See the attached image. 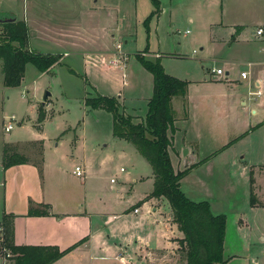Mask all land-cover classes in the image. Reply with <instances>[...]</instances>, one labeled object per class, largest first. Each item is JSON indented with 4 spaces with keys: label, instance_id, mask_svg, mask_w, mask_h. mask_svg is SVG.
I'll use <instances>...</instances> for the list:
<instances>
[{
    "label": "rangeland",
    "instance_id": "1",
    "mask_svg": "<svg viewBox=\"0 0 264 264\" xmlns=\"http://www.w3.org/2000/svg\"><path fill=\"white\" fill-rule=\"evenodd\" d=\"M165 7L161 16L151 17L148 26L145 20L149 16L143 18V11L134 14L125 6L127 14L121 9L113 14L107 29L114 34L111 60L122 59L116 66L102 63L93 67L89 58L94 55L73 54L51 71L42 72L29 63L22 85L8 88L3 84L0 60V223L5 214L13 216L14 225L18 219L21 241L41 233L40 222L26 225L29 215L21 212L29 208L30 199H42L52 204L55 217L67 214L62 230L72 240L58 244L62 249L88 237L52 264H142L140 257L145 258L148 251L172 247L175 227L168 221L170 204L154 202L158 209L153 211L150 199L142 202L154 189L150 178L137 182L134 189L130 186L133 177L151 176V165L136 147L113 135L110 112L85 102L96 94H121L126 113L144 116L153 77L138 56L160 59L167 73L190 83L186 99L191 120L176 123L181 132L174 138L172 163L176 171L186 170L184 149L188 146H199L202 157L210 155L207 164L201 166L203 160L189 167L186 176L192 174L183 186L192 200H208L215 214H226L225 259L235 252L243 255L227 264H264V206L253 207L250 202L253 195L256 204H264V171L252 174L250 169L264 165V115H251L243 105V97L249 99V92L257 88L255 80L263 68L264 35L259 37L253 31L264 21V0H167ZM14 12L25 21L23 4L18 3ZM88 19L87 12L82 14L81 26L93 38L96 29ZM237 20L247 24L248 30L235 38L220 27H211ZM39 48L34 49L40 52ZM213 67H221L225 74L215 76ZM256 68L253 79L241 78L242 71L252 74ZM47 91L52 96L44 105ZM183 99L175 98L176 117L184 114ZM13 115L14 127L6 131ZM31 140L44 142L42 155L41 145L30 144ZM13 143L30 162L5 171L3 150ZM34 162L42 163L43 173ZM77 166L85 169L84 177L74 172ZM198 185L202 191L194 190ZM138 204L141 209L137 212L133 208ZM163 251L158 250L143 264H184L183 252L164 256ZM4 261L0 256V264Z\"/></svg>",
    "mask_w": 264,
    "mask_h": 264
},
{
    "label": "trees",
    "instance_id": "2",
    "mask_svg": "<svg viewBox=\"0 0 264 264\" xmlns=\"http://www.w3.org/2000/svg\"><path fill=\"white\" fill-rule=\"evenodd\" d=\"M153 15L161 14V1L152 0ZM28 26L25 21L17 20L10 23H0V60L3 69V84L5 87H19L26 74V66L32 63L42 72L51 69L61 59L60 55L44 54L29 47ZM241 28H237V33ZM235 38V36H233ZM138 59L142 66L153 75V93L148 99V111L145 119L135 121L123 108L121 101L115 96L99 94L87 97L86 105L93 109H105L113 118V135L133 144L138 152L149 162L154 171V191L150 197L166 198L173 210V221L178 224L184 234L179 239V252L186 256L184 264H224L225 234L227 226L226 214H215L211 203L194 201L183 191L181 180L187 175L188 166L184 171H176L173 167L171 149L177 131V117L174 109V98H186L189 82L166 72L160 59ZM186 116L188 113L186 111ZM43 115H41L42 119ZM30 144L41 145L44 142L31 141ZM4 170L14 165L28 164L30 160L20 153L17 143L7 144L3 150ZM41 173L42 163H35ZM252 180V178H251ZM251 202L256 205L255 197ZM30 215L50 214V205L36 204L29 201ZM0 239V256L14 261L15 264H52L69 252L86 242L88 237L79 243L61 249L58 245H20L15 242V225L12 215L5 214L2 222Z\"/></svg>",
    "mask_w": 264,
    "mask_h": 264
},
{
    "label": "crops",
    "instance_id": "3",
    "mask_svg": "<svg viewBox=\"0 0 264 264\" xmlns=\"http://www.w3.org/2000/svg\"><path fill=\"white\" fill-rule=\"evenodd\" d=\"M160 1H161V12H160L161 14L159 16H161L163 14V12L166 11V8H167V7H165L167 5V0H160ZM195 1H200V0H195ZM215 1H218V0H215ZM18 3L23 4L24 9H25V14L23 17H25V22L29 28L28 34H29V43H30L29 47L30 48L34 49V48H39V46H40L41 49L39 48V50L41 53L60 55L61 59H62V60L60 59V61H63L64 59H66V57H70L73 54L77 55V54L83 53V54H87L90 56L94 55V56L89 58V63L93 67H98V65L102 64V63H103V66L111 67L108 63L111 61V59L114 55V52H115L113 49L114 34L113 35L109 34L111 29H107V23H108V21L111 23V18L113 16V14L118 9H121V11H124V14H127V11L125 10V6H127L129 8V10L133 11L134 14H137L138 10L140 13H141V11H143V14H142V15H144L143 18H146L145 16H149V14H151L155 9L152 0H0V7L5 5L4 6V9H5L4 12L5 13H10V12L15 13L14 7ZM69 5H71L72 7H68ZM86 12L89 15L88 20H91V22L93 23V25H92L93 29H96L95 32L93 31V33H94L93 38H92V35H90L88 32H86L84 30V28L81 26V22H82L81 15L85 14ZM18 20H21V19H19V17H18ZM238 21L239 20H237L236 22H227V23H223V21H222L219 24H211V27L217 26V28H215V29H218L220 27V29H222V31H224L225 33L231 34V36H236L238 34L237 33V27L242 28L239 31V33L241 31L244 32V31L248 30L247 24L239 23L240 21L239 22ZM71 27H73V28H71ZM259 27L264 28V21L262 23H257V25L253 31V34L255 33V31ZM36 42L37 43L40 42V43L37 44ZM125 43H126V41H125ZM35 44H37V45H35ZM157 54H161V53L158 52ZM108 57H109V59H108ZM257 69H259V68H256L253 71L252 79L254 78V73ZM51 70L52 69H49L47 71H51ZM227 74H228V72H227ZM152 77H153V75H152ZM3 79H4V77H3ZM153 88H154V83H153ZM153 88H152V93H153ZM96 95H99V94H96ZM248 95H249V99L247 97H243V105L248 106L250 114L251 115H256V114H263L264 115V103H263L264 101L262 100V102H260V100L263 99L264 97L263 96L253 97L250 95V92ZM117 96L120 97L119 101H121V103L123 105L124 102L122 101V95L120 94ZM149 98L150 97H148L146 99L147 111H148V102H149L148 99ZM175 98H177V97H175ZM175 98H174V101H175ZM180 98H182V97H180ZM174 101H173V103H174ZM46 102L44 103V105L47 104ZM183 102H184V114L182 117H177L176 123L179 122V119H182L181 120L182 122H183V120H185L184 122H187V120H191V116H189V111L187 109L188 100L185 98V99H183ZM124 107H125V105H124ZM218 107L222 109L223 105H221V106L219 105ZM174 109H175V107H174ZM124 110L125 111L127 110L126 107L124 108ZM175 111H176V109H175ZM186 111L188 113V116H186ZM127 114L131 115L133 118H135V121L144 120L145 116H146V114L144 116L137 114V113L131 114L128 111H127ZM176 126H177V131L175 133V136L178 132H181L180 126H178V125H176ZM187 131L188 130H185V134H187ZM31 141H37V140H31ZM183 141H185V139ZM172 149H173V151L175 150L174 143H173ZM188 149H189V153L193 152L194 156H195V161L192 164L206 160L205 163L201 164V166H203V165L207 164L211 159L210 155H205L203 157L201 156V153L199 151V146H197L196 149H193L192 147L188 146ZM171 158H172V152H171ZM19 165H26V164H19ZM14 166H16V165H14ZM262 166L264 167V165H262V164L251 166L252 168H250V169H251L252 174L253 173L257 174L258 170L260 172L264 171V168ZM11 168H13V167H11ZM183 169H186V168L184 167ZM83 170L85 171V169H83ZM191 174L192 173L188 174V176L184 177L181 180V186H182L183 191H184L183 183L185 181H187L188 177ZM85 175H86V171H85ZM149 178L153 181V186H154V178H155L154 177V171H153V174L151 176L141 175V176H138L136 178L133 177L132 178L133 181H132V183L130 182V186L132 187V189H134V185H136L137 182H142V181H145ZM112 180L113 179H111V182H114ZM199 181L197 180V183ZM257 182H258V180H257ZM201 184H203V183H201V181H200V185ZM249 184H250V180H249ZM200 185L196 186L194 190L198 191V189H197V187H198V188H200L199 191H202V187ZM251 188H252V185L250 184V191H251ZM153 191H154V189H153ZM153 191H151L150 194H148L142 202H145V201L150 199L152 204H154V202H155V204H157L158 206L163 205L164 201H167V199L164 197H162V198L150 197V195ZM30 200L34 201L35 199H30ZM35 201L39 202V203L35 202L36 204H48V205H50V207H51L50 214L39 215L38 213H33L32 215H30V213H29L30 207L29 206H28L29 207L28 209H24V211L21 213L24 216L27 214L29 215V216H25L26 218H25L24 222L26 225L30 226L29 224H32L33 222L35 223V221H38L41 224L42 231H41V233H33L31 235V237H27V240L21 241V240H19V235L17 233L18 219H15V238H16L15 242H17V244H20V245H28V244L29 245H34V244L35 245H50L51 243H54L53 245L59 244L62 246L63 244H66L70 240H72L69 237V234L66 231L62 230V227H64V225H65L64 220L67 218V217H65V216H67V214H64L63 216L59 215L61 217H59V216L55 217L54 215L57 214V212L52 207L51 203L50 204L45 203L44 201H42V199L35 200ZM250 202H251V199H250ZM155 204L152 208L153 211L158 209V206ZM168 204H169V202H168ZM140 205L141 204H138L136 207H134L133 208L134 211L137 208H139V211H140V209H141ZM251 205L253 207L264 206V204H260V203L253 205L252 202H251ZM125 211H127V210H125ZM168 221H170L171 224H173V226L175 227V231L173 232L172 239H171L172 247L168 250H165V249L155 250V252H157L158 250H164L163 251L164 256H167V252H170L172 254L179 252L178 251V248L180 247L179 239H182L184 237V234L179 230L178 224L175 221H173L172 206H171V215L168 218ZM241 223H242V220H239L238 226H240ZM1 228L2 227L0 225V229ZM22 243H25V244H22ZM72 251H74V250H72ZM224 251H225V245H224ZM155 252L148 251L146 257L145 258L140 257V259L144 263L148 259V257L155 254ZM224 255L226 256V254H224ZM242 256L243 255L237 254V252H235V253H233V255H231L229 260L226 259V262L224 264H227V263L231 262L232 260L240 259V258H242ZM3 258L5 260L4 261L5 264H7L9 262H13V264H15L14 261L8 260L5 257H3ZM116 258H118V257L116 256ZM171 259H173L172 256H171ZM257 260L258 259H256V261ZM249 261H253V260L249 259Z\"/></svg>",
    "mask_w": 264,
    "mask_h": 264
},
{
    "label": "built area",
    "instance_id": "4",
    "mask_svg": "<svg viewBox=\"0 0 264 264\" xmlns=\"http://www.w3.org/2000/svg\"><path fill=\"white\" fill-rule=\"evenodd\" d=\"M255 34L258 35L259 37H262L264 35V28L259 27V29H257L255 31ZM121 45L122 44L119 43L117 45L118 48H120ZM157 56H160V55H157ZM121 61H122V59L121 60L120 59L119 60L113 59L109 63H111L113 66H116V65L120 64ZM262 65H263V68H262V72H261V77L259 79L255 80L257 88L255 89V91H250V95L253 97L260 96L264 92V61H263ZM250 66H253V63H250ZM211 73L217 77H220L221 75L225 74L224 70L221 67L220 68L213 67L211 70ZM240 76L242 79H250L252 74L250 71H242ZM9 121H11V122L5 127L6 131H11L13 129V127H14L13 121H15V115H13V117H11L9 119ZM74 172H76V174L79 177H84V175H85V171L82 169L81 166H77L75 168ZM112 181H114V179ZM137 209L135 211H137ZM125 264H129V263H125Z\"/></svg>",
    "mask_w": 264,
    "mask_h": 264
},
{
    "label": "water",
    "instance_id": "5",
    "mask_svg": "<svg viewBox=\"0 0 264 264\" xmlns=\"http://www.w3.org/2000/svg\"><path fill=\"white\" fill-rule=\"evenodd\" d=\"M18 17L14 14V13H2L0 14V23H10V22H14L17 21ZM52 95V93L50 91H47L44 95L43 98V103H45L47 101V99ZM184 155H185V160H184V167L188 168V166H190L194 161H195V156L194 153L191 152L189 153V149L188 147L184 149Z\"/></svg>",
    "mask_w": 264,
    "mask_h": 264
}]
</instances>
